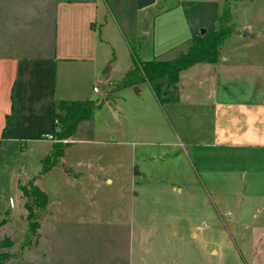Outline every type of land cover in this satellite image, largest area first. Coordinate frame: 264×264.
Segmentation results:
<instances>
[{
  "label": "crops",
  "instance_id": "0c3cea01",
  "mask_svg": "<svg viewBox=\"0 0 264 264\" xmlns=\"http://www.w3.org/2000/svg\"><path fill=\"white\" fill-rule=\"evenodd\" d=\"M232 1L239 4L242 0H230ZM230 2L229 0H56L55 48L51 54L45 43H37L34 56L22 55L23 50L20 48L22 37L17 34L11 35L10 24L2 22L3 19L6 20L5 15L12 17L14 10H7L4 7L7 14L5 11L0 13L1 146L12 141L22 143L45 140L44 136L51 134L54 129V120L50 114L51 107L61 101H86L85 92L71 81L70 76L64 78L61 85L58 84L55 68L59 61L73 64L79 62L89 67L93 77L95 76L98 47L102 42L98 32L101 33V29L105 27L100 23L101 20L104 19L105 25L109 20L113 21L122 31L129 45L134 41V37L132 40V37L128 38L125 35L118 16L126 15L131 7L137 16L136 21L140 22L141 26L146 20L148 22V27L146 25L144 30L146 36L135 37L136 40L146 43V45L143 43L140 49L141 58L144 61L153 58L168 60L173 51L184 49L192 42H197L204 32L213 31L217 26L219 15L225 5L229 7ZM52 3H55V0H52ZM0 10L2 11V7ZM244 28L253 38L254 33L251 28L245 26L242 31ZM260 33L263 37V32ZM133 51L132 49L131 54ZM206 65L211 68L196 71V67L199 66L197 64L181 72L176 89L169 95V102L165 106L157 102L148 85L152 98L147 101V106L151 109V113L162 120H165V117L170 120L172 117L174 123L168 122L169 126H167L165 122L159 129L138 131L142 137V141L139 142L140 158L145 163L151 160H169L177 161L181 166L183 162L187 176L192 177L194 173L198 178L201 175L204 192L216 207L218 216L220 218L221 214L227 216L226 220L221 218L223 227H219L222 229V237H219L223 238L224 247L216 249L214 254H233L238 263L242 261L243 264H264V92L255 86L244 92L238 88L235 90L239 94L232 93L234 96H240L233 98L226 74L223 71L219 74V63ZM63 72L70 73L64 69ZM197 72H205L206 75V88L202 87L201 97L197 92L198 88L196 90L193 87V75H197ZM139 92L137 90L136 93ZM139 108L143 106L140 105ZM161 113H164V116H161ZM82 123L78 125L75 133L79 131ZM52 124L53 129H51ZM148 137L152 140H143ZM159 139H162L161 143L157 141ZM74 142L73 138L71 144ZM124 151L112 153L110 161L112 158L116 165L98 173L97 176L94 175L91 180L83 173L87 171L74 166H66L63 173L73 182L90 181L97 186L104 184L110 188H117L122 194L128 190L132 192L138 176L142 180L140 186L144 188L150 185L153 187L151 189L159 190L160 186L167 184L162 178V175H167L162 172L163 169L154 173V170L151 171L149 168L141 172L124 168L122 165V160L126 157L123 155ZM55 170L56 168L50 172ZM162 187L165 188L166 185ZM183 189L181 186L171 187L172 193L176 192V194H181ZM56 203L49 198L48 209L53 214L57 213L53 219L61 218L64 221L62 230L72 221L80 222L83 211L97 214L99 212L96 207L101 206L95 201L74 200L64 204L72 210L57 209L56 211ZM168 204L166 207L173 208L172 215L168 213L169 210H161V213L153 215L141 213L138 222L141 220L143 224L142 232L139 233L141 253L171 262L172 253H168L164 243H160L161 236L173 241L180 240L181 234L176 227V220L180 217L175 213L179 205L173 202ZM82 206L87 207L86 210H83ZM142 206L144 203H140V210ZM252 207H254L253 211ZM114 210L116 213L125 211L131 223L130 237L134 238L135 211L132 194L129 203L127 196L124 207L114 206L112 211ZM249 211H251L249 218H243ZM90 224L94 225L95 220ZM148 224H155L152 228L155 226L157 229L150 232ZM162 224H170L167 232L159 231V226ZM54 229L56 227L53 226ZM62 230L57 229L58 232H53L54 246L49 252L50 256L60 255L63 264H74L73 261L82 264L78 260L77 253L80 249L74 243L72 246V241L79 239L81 234L75 232L72 235L69 231ZM62 232L60 240L55 234ZM236 238L240 243L235 241ZM150 240L154 241V248L149 249ZM214 245L217 247V244ZM133 252V248L130 249L127 264H132ZM179 255L177 253L178 257ZM114 256L116 259L117 255Z\"/></svg>",
  "mask_w": 264,
  "mask_h": 264
},
{
  "label": "rangeland",
  "instance_id": "374dc122",
  "mask_svg": "<svg viewBox=\"0 0 264 264\" xmlns=\"http://www.w3.org/2000/svg\"><path fill=\"white\" fill-rule=\"evenodd\" d=\"M55 4L56 0L55 3H52V0H0V8L2 7L0 13L5 11L7 14V10H14V15L12 17L5 15L6 20L3 19L2 22L10 24L11 35L17 34L22 37L20 48L23 50V56H34L37 43H45L51 54L53 53ZM229 9L234 33L220 48V57L217 61L219 74L222 71L226 74L233 98H239L240 95L234 96L232 93L239 94L235 90L238 88L244 92L255 86L264 92V0H242L239 4L232 1L229 3ZM118 17L123 32L128 38L132 37V40L134 37V41L128 45L124 34L113 21L109 20L105 25L104 19L101 20L100 23L105 27L103 26L101 33L98 32L103 43L101 42L98 47L94 77L91 69L83 63L59 61L56 65L58 84L61 85L64 78L70 76L71 81L85 92L84 99L95 104L89 120L80 125L79 131L66 144L62 157L54 160L53 166H49L51 170L54 168L56 170L54 172L48 170L44 173V160L54 151L55 141L44 138L45 140L39 142L12 141L2 146L0 143V224L3 223L0 227V242L10 238L13 243L11 247L4 249L9 255L5 264H63L60 255L49 254L54 246L53 232L61 231L64 222L61 218L53 219L57 213L53 214L48 209L49 198L57 202L56 211L57 209L72 210L68 205L65 207L67 201H95L101 204L100 207H96L99 213L83 211L80 222L72 221L62 230L69 231L72 235L75 232L81 234L79 239L72 241V246L74 243L80 249L77 253L78 260L82 264H127L132 248L134 250L132 264H243L242 261L238 263L233 254H214L216 249L224 247V240L219 236L222 237L221 218L226 220L227 216H224L225 214H221V218L218 216L216 207L204 192L201 175L198 178L194 173L192 177L187 176L183 162L181 166L177 161L169 160H151L145 163L140 158L139 142L142 141V137L138 131L159 129L162 123L166 122L169 126L168 122L172 124L174 122L172 117L170 120L166 117L162 120L151 113V109L147 106V101L152 98L148 84L121 86L126 73L133 65L131 50L133 49L137 57L144 61L140 51L144 41L136 40L135 37L146 36L144 32L146 21L141 26V23L136 21L137 16L131 7L126 15ZM245 26L251 28L254 33L253 38L244 36L245 28L243 31L242 28ZM261 31L263 37L254 38ZM187 48L188 46L173 51L167 59L177 57ZM225 60L226 62H223ZM196 68L197 71L202 68L209 70L211 67L199 64ZM63 69L70 73H64ZM107 71L108 80L102 82L100 79ZM205 79V72H197V75H193V87L196 90L198 88L199 97L202 94L200 93L202 87L206 88ZM93 87L99 89L98 94L93 93ZM135 89L140 92L136 93ZM140 105L143 108H139ZM161 116H164V113H161ZM51 127L53 129V124ZM73 138L75 142L71 144ZM150 139L148 137L143 140ZM157 141L161 143L162 139ZM121 150H125L123 155L126 157L122 160L124 168H132L131 170L139 172L149 168L151 171L154 170V173L163 169L162 172L167 175H162V178L170 187L167 184H164L165 188L162 187L164 185L160 186L159 190L151 189L153 187L150 185L147 186L148 188L141 187L142 180L138 176L132 192L128 190L122 194L117 188H110L108 185L101 184L98 187L90 181L73 182L69 178L70 181L63 173L66 166H74L87 171L82 170L91 180L94 175L97 176L98 173L114 167L116 163L112 158L110 161V156ZM31 184L38 186L48 198L45 207L35 210L37 226L34 229L28 220L29 200L23 191V187H30ZM173 185L184 188L181 194L172 193ZM131 194L135 211L134 238L130 237L131 223L125 211L122 213L112 211L114 206L124 207L127 196L129 203ZM171 202L179 205L175 213L180 217L176 220V227L181 239L171 241L161 236L160 243L165 245L161 246H164L168 253H172L173 259L170 262L167 259L159 260L141 253L139 233L142 232L143 224L141 220L138 222V219L141 213L153 215L161 213V210H169L168 213L172 215L173 208L166 207ZM140 203H144L141 210ZM82 208L86 210L87 207L82 206ZM253 209L254 207L252 211ZM250 212H246L243 218H249ZM94 220L95 224H90ZM152 225L155 224H148L150 232L157 229L155 226L152 228ZM53 226L56 229L53 230ZM169 226L170 224H162L159 226V231L167 232ZM63 232L55 235L61 240ZM203 237L206 238L202 239ZM235 241L240 243L237 238ZM153 243L154 241H149V249L154 248ZM177 253L180 254L179 257ZM73 263L76 264L75 261Z\"/></svg>",
  "mask_w": 264,
  "mask_h": 264
},
{
  "label": "trees",
  "instance_id": "16d2710c",
  "mask_svg": "<svg viewBox=\"0 0 264 264\" xmlns=\"http://www.w3.org/2000/svg\"><path fill=\"white\" fill-rule=\"evenodd\" d=\"M232 15L228 5H225L222 13L217 19V26L211 32H204L197 42H192L186 51L172 59L153 58L150 61H142L132 52L133 65L126 73L121 86H135L147 83L156 98L163 106L169 102V95L176 89L179 74L197 64H216L220 57V48L223 43L234 33L231 24ZM95 104L91 101H61L50 108V114L54 120V129L51 135L58 142H54V151L44 160V173L53 166V162L64 154L66 144L62 141L69 140L75 134L80 123L89 120ZM9 123V121H8ZM23 191L29 200L27 204L28 220L34 229L36 208H43L48 198L44 191L38 186L31 184L23 187ZM3 223L0 224V227ZM29 239V235H28ZM12 240L5 238L0 242V264H5L9 259L5 248L12 246Z\"/></svg>",
  "mask_w": 264,
  "mask_h": 264
},
{
  "label": "built area",
  "instance_id": "2783aa9c",
  "mask_svg": "<svg viewBox=\"0 0 264 264\" xmlns=\"http://www.w3.org/2000/svg\"><path fill=\"white\" fill-rule=\"evenodd\" d=\"M93 93L98 94L99 93V89L96 88V87H93ZM44 138L47 139V140L55 141L56 142L55 138L51 134L45 135ZM62 142L65 143V144H68L69 143V140H64Z\"/></svg>",
  "mask_w": 264,
  "mask_h": 264
},
{
  "label": "water",
  "instance_id": "95a60500",
  "mask_svg": "<svg viewBox=\"0 0 264 264\" xmlns=\"http://www.w3.org/2000/svg\"><path fill=\"white\" fill-rule=\"evenodd\" d=\"M146 25H147V20H146ZM244 36L251 37V35L249 34V31L248 30H245ZM256 37H261V33H258L256 35ZM108 74H109V72L107 71L100 80L102 82H105L106 80H108V76H109ZM135 91L137 92V89H135Z\"/></svg>",
  "mask_w": 264,
  "mask_h": 264
}]
</instances>
